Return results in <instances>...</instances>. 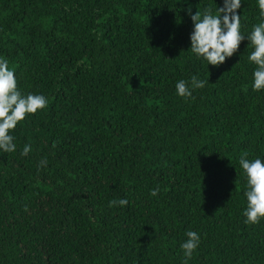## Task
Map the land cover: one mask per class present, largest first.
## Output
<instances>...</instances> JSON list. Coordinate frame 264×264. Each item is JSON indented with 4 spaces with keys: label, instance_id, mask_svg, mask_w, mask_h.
Masks as SVG:
<instances>
[{
    "label": "trees",
    "instance_id": "1",
    "mask_svg": "<svg viewBox=\"0 0 264 264\" xmlns=\"http://www.w3.org/2000/svg\"><path fill=\"white\" fill-rule=\"evenodd\" d=\"M209 5L224 0H0V58L48 101L0 150V264H184L189 230L187 264H264L239 165L264 161V89L247 37L218 67L190 51L188 8ZM237 11L245 36L264 19L258 0ZM193 75L208 82L185 100Z\"/></svg>",
    "mask_w": 264,
    "mask_h": 264
},
{
    "label": "clouds",
    "instance_id": "2",
    "mask_svg": "<svg viewBox=\"0 0 264 264\" xmlns=\"http://www.w3.org/2000/svg\"><path fill=\"white\" fill-rule=\"evenodd\" d=\"M241 7V0H224V5L213 13L211 5L203 12L199 9L193 14L191 7L188 14L194 27L190 34V51L198 58H202L208 65L220 66L227 58L232 57L239 49L241 42L247 37L251 47L248 60L256 68L253 73V91L264 89V19L253 26L252 31L243 35L240 31V14L237 11ZM259 16L264 18V0H258ZM208 81L198 79L193 75L190 80L181 79L176 83V93L187 100L192 97L194 89L203 88ZM248 87L245 85L244 91ZM48 101L44 95L28 93L22 94L18 88V82L14 70L8 66V61L0 58V150L5 153L16 151L14 137L10 132L14 131L17 124L23 121L27 115L35 114L38 110L47 107ZM31 151L30 145H25L21 155L27 156ZM248 153H243L239 158V165L246 177L247 207L243 215L246 224H257L264 218V161L260 158L247 159ZM237 186V181H235ZM159 188L151 190V195L156 196ZM127 199H113L110 207L126 206ZM27 210V209H25ZM187 239L181 244L184 253V264L192 258L197 249L200 236L196 231L189 230Z\"/></svg>",
    "mask_w": 264,
    "mask_h": 264
}]
</instances>
